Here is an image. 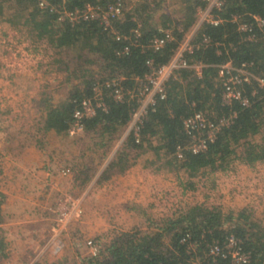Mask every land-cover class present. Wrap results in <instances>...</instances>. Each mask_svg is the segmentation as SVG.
<instances>
[{"label":"trees","instance_id":"trees-1","mask_svg":"<svg viewBox=\"0 0 264 264\" xmlns=\"http://www.w3.org/2000/svg\"><path fill=\"white\" fill-rule=\"evenodd\" d=\"M39 1L0 0V19L19 31L32 52L48 57L37 61L42 71L61 73L60 84L67 85L65 94L54 100H50L52 93L46 94L45 86L40 90L45 104L36 127L43 132L66 131L75 106L82 98L92 96L93 85L100 82L103 105L96 106L94 114L82 119L83 130L78 136L93 138L94 145L103 146L105 154L126 129L139 104L136 95L127 93L122 100L115 99L112 81L119 80V85L130 91L141 87L145 75L174 54L196 22V8L204 6V0H179L174 17L164 10V0H123L128 9L112 17L107 27L99 18L60 19L51 5L71 10L87 2L104 7L111 0H46L48 6H40ZM213 13L220 21L199 23L191 37L194 47L185 54L189 64H202L201 73L197 74L190 65L171 74L165 81L164 97H156L140 123L138 141L129 130L96 183L123 174L145 150L157 153L164 169L186 174L187 180L180 184L191 189L197 186L190 177L225 169L230 158L249 165L264 160V90L257 88L254 81L244 83L241 88L249 96V104H224L220 98L223 83L218 78L219 64L227 60L234 66L247 62L255 74H264V23L258 26L256 19H264V0H224ZM239 21L253 27L255 38L245 37V32L238 28ZM165 28L170 29L172 38L154 48L151 40L163 34ZM205 37L208 41H204ZM125 46L127 50H123ZM106 80L111 83L104 86ZM195 110L213 120L236 113L220 126L206 148L196 152L191 149L192 138L183 126V118ZM178 146L181 156L177 155ZM96 164L80 162L79 168H73V181L81 191ZM3 201L0 184V223ZM169 212L157 217L150 209H142L139 213L145 218V228L117 230L109 238L104 235V239L93 237L96 254L76 251L72 257L53 260L42 254L30 264H185L189 255L179 238L186 231L196 241V253L201 257L209 241H223L228 233H233L249 255L246 264H264V228L253 210L224 209L220 202L199 201L171 208ZM1 230L0 226V264H4L8 252ZM220 264H226V260H220Z\"/></svg>","mask_w":264,"mask_h":264},{"label":"rangeland","instance_id":"rangeland-1","mask_svg":"<svg viewBox=\"0 0 264 264\" xmlns=\"http://www.w3.org/2000/svg\"><path fill=\"white\" fill-rule=\"evenodd\" d=\"M178 2L179 0H164L162 4L163 8L166 12L169 13L170 17H174V15L176 14ZM192 28L193 27H191L186 33H192ZM26 45L27 41L24 40L19 31H17L10 22L6 21L5 19H0V57H4L5 59L2 60L0 58V69L3 72L5 71L7 73H11L8 78L7 75L6 77L5 75H0V80H8L9 82H12L11 77H13V75L15 74L17 77L20 76L22 78V81L28 83H31L32 81L34 82V79L38 80L37 86H40L39 90L37 89L38 87L28 88L27 90H25V92L27 94H30V96L32 95L36 97V99L41 102L40 106L43 108L45 101L43 99H40V89L42 90L45 86V90L47 91L46 94L48 92L52 93V97L50 100H54L65 94L67 85H65L66 82L60 84L61 78H63V75L61 73H52L53 71H42L37 66V61L41 57L44 58L43 60H47L48 57L46 55H42L41 53L36 54L32 52L28 47H26ZM7 51L8 53H6ZM13 91L15 94L8 97L12 100H8L17 108L16 102L13 99L18 98L19 96L23 97L24 89ZM30 107V109L27 108L26 110L23 107L22 108L26 113L25 122L31 124L29 128H31L32 126L31 129H33L35 126H33L32 123L34 119L39 117L42 111L38 110L35 104L30 103ZM16 110L18 111L19 109ZM16 110L14 109L13 113H11V116H9L12 128H15V130L18 127H21L22 124L21 117L16 115ZM24 111L21 109L19 112ZM120 135L118 136L119 138ZM80 137L81 136L71 135L68 132H63V134H61L60 136L51 134L50 136L46 137V139L48 140V148H44V150H41V154L44 157V160L45 157L48 158L47 155H49V153H47V151L49 149H54L53 145L60 143L61 146H64L63 151L58 152L59 157L56 156L58 158V161L54 162L53 166H50L51 169L48 172L53 173V171H55L59 166H66V164L72 162L73 160L80 161L84 164L87 162L90 165V163L97 162L100 159L101 155L104 152V147L95 144L94 148L90 149L91 145H89L90 142L85 141L86 137L82 139L84 140L82 141V143L76 142V139H81ZM118 137L112 144L113 146L111 150H108L109 152L103 154L101 161H103L105 158L107 159L108 157H111L116 147L121 144ZM7 138L9 137H0L1 167L2 162L3 165L4 163L6 164V167L10 165L9 160H6V158L4 157L5 154L1 153L3 149H6L5 143H2V141L5 142ZM9 139L11 143L16 144L17 142L20 143L23 138L14 137ZM43 139L45 138L43 137ZM28 141H30V139ZM115 143L118 144L116 147H114ZM74 147L76 148V150L79 147V157L77 158L76 153L73 150ZM34 154L35 153H33V155ZM20 157L23 159V154H21ZM227 162V167L225 169H217L204 176H200V173H198L190 177L195 181V186H197L194 189L183 187L180 184V181L182 180L185 183L188 178L186 177V174H183L182 172L177 175L171 170L164 169L158 157V154L152 150L141 151L138 154L136 163L133 165V169L136 170H134V172L131 171L130 173L136 175L135 171H138L139 174L144 176L145 178L156 179V181L159 183V189H157L159 192V197H155V202L157 204L154 203L156 206H153L157 208L155 211L153 210L154 214L157 217L161 216L164 212L170 213L169 209L178 206H185L199 201H204L207 204L220 202L221 204H223L224 209L230 207L235 210H237L238 208H246L248 211L253 210L254 217L264 228V160L256 161L251 165L243 163L236 158H230ZM7 171H9L8 167ZM23 173L25 174V171H23ZM8 174L9 172L5 174L6 179L4 182L9 181ZM245 175L246 178L243 177ZM67 176L64 175V177H61V175H57V178H54V180L58 181V184L56 186L62 189L67 196L71 197L69 198V205H75V203H77V205H79V208H81V212L76 217V219H72V221L69 222L66 231L61 233L64 241L63 250H61V252L58 254H52L50 251H46L44 255H47L48 259L53 260L55 258L72 257L73 255H75L76 251H78L80 254L87 253L88 248L83 243V240L86 237L93 238L95 236H98L103 238L104 235H106V237L109 238L117 230H130L136 227H146L145 218L141 216V214H139L142 209H149L146 204H141V201H134L137 204L134 206V208L139 209L140 211L137 212L133 210L135 212L132 213V215H134V218H132L131 214H129V217L132 218L129 220V223V218L126 215L128 212V207L124 204L117 206V209L115 210L107 209L106 205L103 204L102 201L99 203L100 206H98L97 208L95 203L91 204L90 199L92 198L91 193L93 191V189L91 188L88 194L83 198L82 203H80L78 196H80V193L85 189V186L82 187L84 189L81 191L78 183L74 182L73 185L71 184L69 179H65L67 178ZM130 176L133 177L131 174ZM240 178L244 179V181L240 182ZM260 182V185H262V191L259 192L258 188ZM247 188H250V190H248ZM97 189H101V186H99ZM97 193H99L102 197L103 194L100 190H98L96 194ZM126 201H129V199H127ZM54 208L57 209V207ZM55 209H53V212H55ZM122 209H124V211ZM118 210L122 211L123 214L115 215V213H118ZM123 216H127L128 219L125 220ZM51 226L49 228V233L52 232ZM48 236L49 235H47V237ZM42 246L44 247V249H46L44 244L39 247V250L42 248Z\"/></svg>","mask_w":264,"mask_h":264},{"label":"crops","instance_id":"crops-1","mask_svg":"<svg viewBox=\"0 0 264 264\" xmlns=\"http://www.w3.org/2000/svg\"><path fill=\"white\" fill-rule=\"evenodd\" d=\"M6 53H8V51ZM0 58L5 60L4 57ZM0 75H5V77L7 75L8 78L11 73L3 72L0 69ZM21 79L20 76L17 77L15 74L11 77L12 82L0 80V137L23 138L20 143L17 142L16 144L11 143L9 138H7V140L4 139L5 142L2 141V143H5L6 149H3L1 153L5 154L4 157L6 160H9L10 163V165L7 166L9 171H7L6 164L4 163L3 165V162L2 167H0V184L4 194V201L2 204L3 220L0 226L2 227L1 231L4 235L8 252V256L3 261L4 264H30L37 255H40L42 250H39V247L42 245L47 235L50 234L49 228L52 224L54 207H61L67 203V200H65L66 193L56 186L58 181L54 180V178H57L56 176H60V174L57 172L51 173L46 170L47 166H53V163L58 161L56 156L59 157L58 152L63 151L64 146H61L60 143L53 145L54 149H49L47 151L49 155H47L48 158L45 157V160L41 154V150L48 148V140L46 137L51 134L60 136L63 134V131L56 132L54 130H47L43 132L38 130L36 127L38 118L34 119L32 123L35 127L33 129H31L32 126L29 128L31 124L25 122L26 113L24 109H30V103L35 104L36 108L42 112L43 108L40 106L41 102L36 99V97L27 94L25 90L36 87H38L37 89L39 90L40 86H37L38 80L36 79L31 83L22 81ZM18 89H24V95L23 97L19 96L13 99L16 102V108L13 103L9 102V100L12 99L8 97L15 94L13 90ZM14 109H19L18 111L16 110V115L21 117L22 120L21 127H18L16 130L12 128L9 117ZM21 109L24 112H19ZM125 130L120 138L125 135ZM64 132L68 131L66 130ZM43 137L45 139H43ZM29 139L30 141H28ZM82 141L84 140L76 139L77 143H82ZM85 141L90 142V149L94 148L93 138L86 136ZM117 145L118 144L115 143L114 147ZM75 147L73 150L77 158L79 157V147L77 150ZM33 153L35 154L33 155ZM21 154H23V159L20 157ZM109 158L110 157L107 159L105 158L100 164H96L92 167L89 181L86 183L85 189L80 193V196H78L79 202L82 203L83 198L88 194L91 188L93 189L91 193L92 198L90 199L91 204L95 203L97 208L102 201L103 204L106 205V208L110 210H115L117 206L124 204L128 207L126 215L129 218L123 216L125 220L128 219L129 221L134 218V215H132V213H135L134 211H140L134 208V206L137 205L134 201H141V204H146L152 212L153 210L155 211L157 208L153 206L157 204L155 202V197H159V192L157 190L159 189V183L156 179L145 178L140 175L138 171H135L136 175H133L130 173L136 170L133 169V166L128 168L123 174L113 175L101 183H96L97 176ZM97 163L99 162L97 161ZM72 164L73 166H71V168L77 169L80 166V161L73 160L66 164V166ZM23 171H25V174ZM7 172H9V181L4 182ZM73 174L74 171L72 169V171L67 174L69 177L65 175L67 176L65 179H69L71 184L74 185ZM130 174L133 177H131ZM61 177L64 176L61 175ZM243 177L246 178V175ZM52 181H55V183L52 184ZM242 181H244V179L240 178V182ZM260 184L261 182L259 183V192L262 191V185ZM99 186H101V189H97ZM247 189L250 190V188ZM98 190L103 194V200L99 193L96 194ZM127 199H129V201H126ZM122 210L124 211V209ZM116 214L121 215L123 212L118 210V213H115V215ZM129 214H131L132 218L129 217Z\"/></svg>","mask_w":264,"mask_h":264},{"label":"built area","instance_id":"built-area-1","mask_svg":"<svg viewBox=\"0 0 264 264\" xmlns=\"http://www.w3.org/2000/svg\"><path fill=\"white\" fill-rule=\"evenodd\" d=\"M224 3V0H204V6H197L196 8V22L192 26V31L202 21H209L217 23L220 18L215 17L213 10L219 9ZM48 1L40 0V6H48ZM51 8L55 9L59 14V18H68L70 21H78L80 19L99 18L105 27L109 26L110 19L123 13L124 10L128 9L127 4H124L123 0H111L104 7L86 3L83 7H75L74 9H57L51 5ZM235 19L236 16H233ZM257 25H262L264 19L256 16ZM238 28L245 32V37L252 39L255 38V32L250 24L244 21L238 22ZM163 34L155 36L151 43L154 48L162 46L165 40L172 38V34L169 28L162 30ZM193 33V32H192ZM192 33H185L183 39L180 41L176 51L169 58L167 62L160 65L157 68H153L151 72L145 75L144 84L139 87L136 91H130L124 89L123 86L119 85V80H113V96L117 100H122L125 93L130 95H136L139 102L138 107L133 111L130 121L127 124L125 135L129 130H132L135 135V140L139 139V126L143 120L144 115L147 112L149 106L153 105L157 96L164 97L165 95V81L173 74V72L179 68L194 66L197 74L201 73V63L189 64L185 54L191 52L194 47L191 42ZM204 41H208L205 37ZM123 50H127V46ZM247 62H242L238 66L231 64L229 60L219 64L218 78L222 80L223 87L221 92V101L224 104H230L231 102H238L242 105H248L250 100L249 96L245 94L241 88L244 83H256L257 88L264 90V74L257 75L250 68H248ZM110 81H104L103 84H110ZM102 84L97 82L93 85V94L90 97H84L75 106L72 112L73 120L71 121L67 131L71 135L80 134L83 130L82 119L87 116H91L95 113L96 106L103 105L102 101ZM255 89L252 90V93ZM233 112L230 116H220L217 120H213L208 116H205L200 110H195L183 118V126L187 133L192 138L191 149L193 151H199L206 148L208 141L212 140L215 136L216 131L221 125L227 124L231 117L235 116ZM124 132V131H123ZM123 135L120 138V142L125 137ZM177 155L181 156V150L177 147ZM50 166H47L46 170L49 171ZM72 171L71 166H61L56 168L55 171L60 175H67ZM55 181H52V184ZM70 196L65 197L67 203L61 207L55 209L52 226L49 236L45 239L42 245L45 244V248L42 246V253L37 255L34 259L39 258L46 251H50L52 254H58L64 248V241L62 234L70 221L76 219L80 214L81 208L75 203V205H69L68 202ZM185 246V251L189 255L188 262L185 264H220V260H226V264H246L249 260V255L243 250L240 238L233 233H228L223 241L214 239L206 244L207 250L203 257L196 253V241L191 238V234L186 231L181 234L179 238ZM85 246H87L88 254L97 253V245L92 237H86L83 240ZM156 264V263H150ZM160 264V263H159ZM183 264V263H178Z\"/></svg>","mask_w":264,"mask_h":264}]
</instances>
